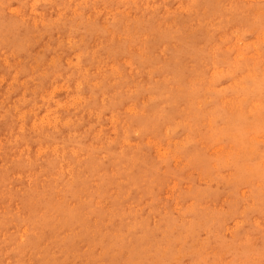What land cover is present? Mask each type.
Returning <instances> with one entry per match:
<instances>
[{"label": "rangeland", "instance_id": "374dc122", "mask_svg": "<svg viewBox=\"0 0 264 264\" xmlns=\"http://www.w3.org/2000/svg\"><path fill=\"white\" fill-rule=\"evenodd\" d=\"M0 264H264V0H0Z\"/></svg>", "mask_w": 264, "mask_h": 264}]
</instances>
